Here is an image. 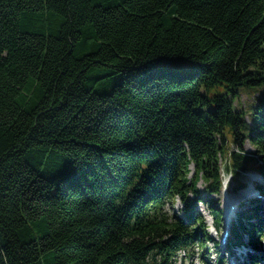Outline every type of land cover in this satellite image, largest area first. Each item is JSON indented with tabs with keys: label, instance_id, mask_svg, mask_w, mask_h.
Here are the masks:
<instances>
[{
	"label": "trees",
	"instance_id": "1",
	"mask_svg": "<svg viewBox=\"0 0 264 264\" xmlns=\"http://www.w3.org/2000/svg\"><path fill=\"white\" fill-rule=\"evenodd\" d=\"M250 169L264 175V0H0V264L206 252L199 202L220 227L223 171L238 189ZM263 227L253 198L230 245Z\"/></svg>",
	"mask_w": 264,
	"mask_h": 264
},
{
	"label": "rangeland",
	"instance_id": "2",
	"mask_svg": "<svg viewBox=\"0 0 264 264\" xmlns=\"http://www.w3.org/2000/svg\"><path fill=\"white\" fill-rule=\"evenodd\" d=\"M248 100L249 99L245 94L241 95V97H240L241 103L247 105ZM239 107H242V106L239 104ZM246 150L247 151H253L254 150L253 145L250 143V141L246 142ZM192 169L194 172L193 166H192ZM244 178H247V175H244ZM225 179H226V181H228L227 189L229 190V193L232 194L233 196L237 197L238 199H244L245 190H239L238 189V191L236 193H234L233 187L237 185V180L235 179V176H231V175L226 174ZM199 187L200 188L204 187L202 182L199 183ZM226 194H227V191H225V189H224L221 194L212 195V196H215L216 198H218L220 200V204L222 205L223 204V198L225 197ZM183 206H184L183 202L179 198H176L174 202H171L169 204L168 208L170 211H175L176 213H179L180 215H182ZM197 208L199 209V211L205 213L208 222L211 224L213 222V219L209 215L208 211H206L203 201L199 202ZM235 218H236V215L231 216L230 221L233 222L235 220ZM231 224L232 223H229V227H231ZM212 235H213L215 241L209 242V245L207 246L208 249L206 252H203V248L198 247L195 250L190 251L186 254L182 253L179 256V258L175 261L174 264H217L216 259H218L219 256H221V255L224 256V259H226L225 264H232V262H234L236 264V261H238L237 264H240V261L242 262L243 259L246 260L248 258L245 256H244L245 258L244 257L241 258V253H240V252H242L244 254L246 252V256H247L249 254L250 250L249 249H247V250L243 249L244 247L247 248V246H244V247L242 246L239 249V251H235V250H232L231 252L228 251V249H229L228 242L230 239V234H229V237L226 241H223L221 238L222 235L217 234V232L215 230H212ZM216 241H217V244H216ZM245 241L247 242V244H250L248 238H246ZM262 245L264 247V243ZM235 249H237V248H235ZM263 257H264V255H263Z\"/></svg>",
	"mask_w": 264,
	"mask_h": 264
},
{
	"label": "bare ground",
	"instance_id": "3",
	"mask_svg": "<svg viewBox=\"0 0 264 264\" xmlns=\"http://www.w3.org/2000/svg\"><path fill=\"white\" fill-rule=\"evenodd\" d=\"M262 236L264 237V234H262ZM260 241H261V239H260ZM263 243H261L260 245H257L256 247H254V250L253 251H251V252H249V254L246 256V252L243 254L242 252H240L241 253V258H243L244 256L245 257H249L251 254H260V255H264V247H263V245H262ZM244 257V258H245ZM248 259V258H247ZM247 259L244 261V262H242L241 264H246V262H247ZM241 262V261H240ZM238 263V261H236V264Z\"/></svg>",
	"mask_w": 264,
	"mask_h": 264
}]
</instances>
